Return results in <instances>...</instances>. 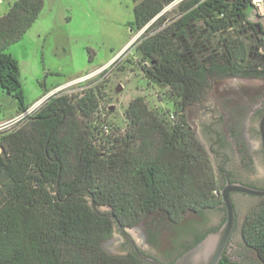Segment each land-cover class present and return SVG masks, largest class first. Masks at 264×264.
Instances as JSON below:
<instances>
[{"label":"trees","instance_id":"obj_1","mask_svg":"<svg viewBox=\"0 0 264 264\" xmlns=\"http://www.w3.org/2000/svg\"><path fill=\"white\" fill-rule=\"evenodd\" d=\"M133 3L137 64L150 84L169 88L174 112L139 97L124 131H114L101 116L100 87H90L52 97L24 127L0 133V264H149L104 244L115 226L134 229L150 217L175 231L168 253L176 260L225 222L196 234L224 206L223 186L187 112L207 99L214 78L264 81V23L254 22L253 0ZM44 5L18 0L0 16V84L20 112L29 108L20 64L7 51ZM242 233L264 264V203ZM220 264L233 262L225 254Z\"/></svg>","mask_w":264,"mask_h":264},{"label":"rangeland","instance_id":"obj_2","mask_svg":"<svg viewBox=\"0 0 264 264\" xmlns=\"http://www.w3.org/2000/svg\"><path fill=\"white\" fill-rule=\"evenodd\" d=\"M2 1L0 15L6 14L18 0ZM253 16L254 22L264 23V16H260L256 10ZM134 22L133 0H45L39 19L7 51L20 64L26 105L31 107L56 87L87 73H94L95 77L86 85H75L62 93L80 95L84 89L100 87L104 97L101 101V116L113 130L116 127L124 131L127 125L125 111L130 102L139 97L153 109L174 112L169 88L150 84L140 71L135 43L141 33L137 34ZM103 67L105 70L102 71ZM245 88L257 91H246ZM263 90L264 81L260 79L214 78L207 99L187 112L197 138L207 148L209 126L216 128L220 123L224 126V119L235 104L247 106L250 111L261 100ZM19 113L18 102L4 92L0 84V119L9 115L15 118ZM26 124L27 121L8 128L1 127L4 124L0 125V133L18 130ZM255 128L254 118L248 119L247 136L255 138V131L251 132ZM237 158L232 155V161L225 165L236 176L248 180L264 174L261 163L255 168L253 166L251 171ZM212 163L221 181L218 171L220 162L214 159ZM233 199L237 221L227 256L236 264H263L258 254L246 247L242 229L246 218L264 203V197L234 196ZM101 211L108 212V209L101 208ZM225 217L224 206L209 211L205 224L196 228V234L219 227ZM186 222L197 224L200 220L188 216ZM150 229L162 233L156 246L146 242V230ZM129 233L145 253L160 261H168L165 251L172 249L175 233L167 223L150 217L138 227L130 229ZM195 235H187L183 242L193 241ZM104 249L111 255H126L129 252L117 226L111 239L105 242Z\"/></svg>","mask_w":264,"mask_h":264},{"label":"flooded vegetation","instance_id":"obj_3","mask_svg":"<svg viewBox=\"0 0 264 264\" xmlns=\"http://www.w3.org/2000/svg\"><path fill=\"white\" fill-rule=\"evenodd\" d=\"M249 89L252 92L257 91L254 88H245L246 91ZM261 95H262V98L259 101V103L256 106H253V108L250 111L247 110L248 109L247 106L235 104L230 107L229 115L226 116L224 119L225 120L224 126H221V123H220V125L216 128H214V126H209L208 128L209 144L207 148L206 147L205 148L207 149L212 162L214 159L220 162L218 171L221 177V182H222L221 185L223 187L226 185V182H227L226 176H227L228 180L231 183H240L248 187H251V188H254L260 191H264V174L256 175L252 179L246 180L245 178H242V176L241 177L236 176L234 174V171L228 170L225 166L226 164L232 161V155H235L236 157H238L236 160L238 162H241L243 165L245 164V167L252 169L251 171H253V169L259 163L262 164L263 169H264V144H263L261 131H260V123H261L262 118L264 117V90L262 91ZM251 118L252 119L254 118V122L256 124V128L251 130V132L255 131V136H256L255 138L252 136H247V131H248L247 130V120ZM234 196L262 198L259 196H251V195L237 192V193L231 194V198L233 202H234V199H233ZM234 206H235V203H234ZM235 210H236V206H235ZM225 213H226V210H225ZM186 221H187V218H186ZM118 230H119V233L121 234V238L123 239L124 245L130 249L129 252L127 253L129 254L130 252L134 251L133 245L125 237L124 233L119 228ZM148 232L149 231L146 230L147 244L150 246H156L162 236V233L160 231H157V229L154 230V232L151 231L152 232L151 235ZM174 237H175V234H174ZM173 240H172V247L174 244ZM136 244L137 246H139L138 243ZM230 245H231V241L227 248L226 255H228L229 253ZM139 248L141 249L140 246ZM169 251L170 250L165 251V255L168 259L167 262L160 261L158 258L153 257L152 255L145 253L144 251L143 252L147 254L148 256H151L157 259L161 264H173L175 262V257H173V255H170L168 253ZM233 264H236V263L233 262Z\"/></svg>","mask_w":264,"mask_h":264},{"label":"water","instance_id":"obj_4","mask_svg":"<svg viewBox=\"0 0 264 264\" xmlns=\"http://www.w3.org/2000/svg\"><path fill=\"white\" fill-rule=\"evenodd\" d=\"M260 131L264 144V117L260 123ZM226 178V185L220 192L226 210L225 222L217 231L209 233L196 246L177 258L173 264H220L230 244L237 221L236 210L231 194L238 192L251 196L264 197V191L254 189L240 183H231L227 176ZM118 228L131 242L134 252L141 260L149 264H161L157 259L146 255L139 248V246H137V242H135V239L131 237V234L129 233L130 229H124L120 225Z\"/></svg>","mask_w":264,"mask_h":264},{"label":"built area","instance_id":"obj_5","mask_svg":"<svg viewBox=\"0 0 264 264\" xmlns=\"http://www.w3.org/2000/svg\"><path fill=\"white\" fill-rule=\"evenodd\" d=\"M253 3H254L255 10L260 14V16H264V0H253ZM103 70H105V68L102 69V71ZM93 75L94 73H89L82 77L73 79L63 85L56 87L55 89L46 93V95L41 100L36 102L33 106L29 107L25 112H20L15 118L6 122L1 127H6V128L14 127L16 125L26 122L31 116H33L37 111H39L52 97L63 95L64 93L62 92L65 90H68L72 86L86 85L91 78L95 77V75L94 76Z\"/></svg>","mask_w":264,"mask_h":264},{"label":"crops","instance_id":"obj_6","mask_svg":"<svg viewBox=\"0 0 264 264\" xmlns=\"http://www.w3.org/2000/svg\"><path fill=\"white\" fill-rule=\"evenodd\" d=\"M3 3L2 0H0V5ZM4 15V14H3ZM2 16V15H0ZM88 74V73H87ZM38 102V101H37ZM14 115H9V116H5L3 119H0V125L5 124L6 122L10 121L11 119H13Z\"/></svg>","mask_w":264,"mask_h":264}]
</instances>
